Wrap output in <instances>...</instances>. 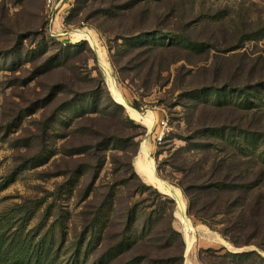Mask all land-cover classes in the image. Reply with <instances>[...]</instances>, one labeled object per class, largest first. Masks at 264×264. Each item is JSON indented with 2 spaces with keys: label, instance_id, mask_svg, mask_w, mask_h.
Listing matches in <instances>:
<instances>
[{
  "label": "rangeland",
  "instance_id": "rangeland-1",
  "mask_svg": "<svg viewBox=\"0 0 264 264\" xmlns=\"http://www.w3.org/2000/svg\"><path fill=\"white\" fill-rule=\"evenodd\" d=\"M126 1L129 0H77L65 24L58 28L50 24L45 0H0V264H11L13 255L35 251L39 241L50 247L48 264H120L121 252L110 253L108 246L119 240L121 228L114 225L119 223L116 210L128 205L138 221L140 215L142 218L157 211L152 206L157 198L150 192L135 194V184L128 172L142 143L149 150L155 176L173 185L181 175L169 164L184 147L185 120L193 112L187 93L211 84L213 78L218 86L225 81H243L248 77L244 70L248 59L258 65V71L263 65L264 0H223L201 10L195 7V16H205L197 25L195 37L203 28L202 33L218 38L221 50L236 45L231 35L235 29L261 32L236 51L217 54L213 67L219 69L218 73L204 70L195 73L191 65L200 67L205 55L191 54L188 58L186 52H178L175 58L185 57L187 62L170 65L169 54L163 49L142 54L146 47L140 46L129 52L132 46L124 39L132 36L122 33L140 27L145 31L156 29L167 13L158 11L157 20L152 14L156 10L154 0H148L151 4L142 2L129 11L115 10L117 18L105 20L110 14L100 12L102 9ZM145 11L149 12L141 18ZM208 14L215 18L206 17ZM207 22L212 27H204ZM94 26L107 33L101 34ZM76 30H89L94 43L77 39ZM81 42H86V46H75ZM160 42L169 43L170 39L165 36ZM98 50L105 54L122 102L113 97ZM125 50L128 52L122 57L120 53ZM147 58L149 61L143 66ZM96 70L102 72L109 96L92 103V96L81 99L79 93L95 86ZM212 98L209 96L207 101ZM111 102L122 106L124 112L111 106ZM134 102L137 105L133 106ZM196 102L201 107L203 101L198 98ZM232 102L244 105L238 96ZM70 106L73 108H65ZM61 107L65 109L60 111ZM261 108L264 110V103ZM129 110L141 115L151 113L152 127L133 120ZM107 113L111 116H106ZM161 119L168 121L171 132L163 143L157 144L154 124ZM227 119L232 124L244 123L237 115ZM212 137L210 134L216 145L228 143L240 149L235 145L240 143L246 155L264 159V140L260 138L246 142L240 136L235 143L228 135ZM109 193L119 205L107 218L109 222L105 215L101 217L95 235L90 236L88 231L101 202L110 201ZM167 197L174 201L175 213L177 202ZM182 198L185 203L183 194ZM185 211L187 214V207ZM104 222L109 225L107 231L100 230ZM179 222L175 218L173 227L182 232ZM196 236L191 251H184L183 264H202L197 251L203 248L202 251L221 253L254 250L213 243L203 246L199 231ZM132 254V250L125 253L127 261ZM201 258L204 262L213 260L206 253Z\"/></svg>",
  "mask_w": 264,
  "mask_h": 264
},
{
  "label": "trees",
  "instance_id": "trees-1",
  "mask_svg": "<svg viewBox=\"0 0 264 264\" xmlns=\"http://www.w3.org/2000/svg\"><path fill=\"white\" fill-rule=\"evenodd\" d=\"M222 1L154 0L152 3L156 10L153 9V16L155 17L158 11H166V19L157 25L156 29L145 31L140 27L139 30L122 33V36H132L130 39H124V41L129 40L132 46L128 51L137 50L140 46L146 47L142 54L150 53L154 49H163L169 54L170 65L187 60L185 57L176 59L174 54L178 52H186L188 58L191 54L205 55L206 58L200 67L196 64L191 65L195 73L201 70L218 73L219 69L213 67V59L217 54L236 51L250 38L261 33L248 30L238 32L235 29L231 35L236 45L231 48L225 47L222 50L221 44L217 41L218 38L212 34L202 33L203 28H201V34L195 37L197 25L203 22L202 18L205 17L201 14L195 16V7L201 10L205 5L212 2L220 4ZM142 2L151 4L147 3L148 0H129L120 3L117 7L102 9L100 12H109L108 15H110L105 20H111L118 16L115 10L129 11ZM147 12L149 11L142 12L141 18ZM209 16V14L206 15V17ZM156 18L160 19L158 15ZM209 18L215 17L210 16ZM203 26L212 27L210 22ZM94 27L101 34L107 33L100 27ZM165 36L169 37V43L160 42ZM118 40L122 39L118 37ZM82 45L86 46V42L75 46ZM128 51L125 50L120 54L123 57ZM148 61V58L145 59L142 65L144 66ZM248 61L244 69L247 70L248 77L243 81L235 83L225 81L218 86L213 78L211 84H205L206 86L187 93V98L190 102L192 101L189 108L193 111L185 120L187 136L182 139L184 147L180 148L169 164L181 175V178L173 182V185L179 188L186 198L187 215L190 218L218 233L236 249L254 248V250L237 253L202 251L199 254V261L202 264H264V159L260 156L246 155L240 143L235 144L240 148L236 149L234 144L233 147H230L228 143L219 146L209 138L211 134L213 139L228 135V138L234 140L235 143L237 139L240 140V136L246 142L259 138L264 140V110L261 108L264 103V61L259 71L257 70L258 65L253 60L248 59ZM153 66L154 64H151L150 69ZM121 69L123 71V68ZM93 81L95 86L89 91H81L79 98L92 96L91 101L94 103L102 96H109L100 70H96ZM209 96H213L211 102L207 101ZM237 96L240 102H244V105L232 102ZM198 98L203 101L201 107L196 102ZM111 104L121 113L124 112L122 106L112 102ZM135 105H137L136 102L133 106ZM65 108L71 109L73 106ZM65 108L61 107L59 110L62 111ZM233 115L239 116L244 123L232 124L227 117ZM106 116L111 115L107 113ZM131 124L134 125L132 121ZM139 136H142V133ZM132 156L134 157L135 154ZM128 172L130 180H133V185L135 184V194L143 195L150 192L157 198L155 205H152L157 211H152L142 218L140 215L138 221L135 211H132L128 205L116 210V214L119 213V223H114V225L121 228V231L117 236L119 240L116 239L112 244H108L110 253L121 252L120 264H183L185 245L181 233L173 227L174 201L142 182L134 170L133 163L129 164ZM112 195L109 193V202H101L95 222L93 220L94 223L88 231L90 236L95 235L97 227L100 226L101 217L105 215L109 222L107 218L119 205ZM106 198L109 199L108 196ZM125 215L126 220L120 223ZM105 224L106 222L100 230L109 229V225ZM130 250L133 251V257L127 261L125 253ZM203 253L208 254L213 260L204 262L201 258ZM50 256V247L46 246L45 241H39L35 251H28L25 255H13L14 259L11 264H48Z\"/></svg>",
  "mask_w": 264,
  "mask_h": 264
},
{
  "label": "bare ground",
  "instance_id": "bare-ground-1",
  "mask_svg": "<svg viewBox=\"0 0 264 264\" xmlns=\"http://www.w3.org/2000/svg\"><path fill=\"white\" fill-rule=\"evenodd\" d=\"M75 37L77 39H88L89 42H91L92 44L94 43V39H93L92 35H90L86 31L76 33ZM97 54H98V57H100L102 59L101 65H102V67H103V69L107 75V80H108V83L110 85V90L113 94V97L115 98V100L117 102L118 101L122 102L123 98L121 96V93L118 91V89L114 85V82L111 78L109 64L105 59V54L103 52H101L100 50L97 51ZM121 102H120V104H121ZM128 113L133 120L146 125L148 128L152 127L154 119H153V115L151 113H147L146 115H141V114L136 113L133 110H129ZM149 155H150L149 150H148L146 144L142 143L140 151H139V156L134 161L135 168H136L137 172L146 181L152 183L159 190V192L161 191L162 193L169 195L171 198H173L177 202V207H178V210H177L178 211V213H177L178 218L177 219H178V221L181 222V225L184 228V231L186 233L185 234L186 235V242H185L186 243V251H189L192 247V243H193L194 239L192 240V238H188L187 233L193 232L194 229H193L189 219L185 215V213H186L185 212V206H184V202L182 200V196L180 194V191L177 189V187L175 188V187H173V185L171 186L168 184V182L166 183L165 181H162L158 177L155 176L154 164H153L151 158L149 157ZM206 232H208V231L206 230ZM211 234H213V233H211ZM213 237H215V236H213Z\"/></svg>",
  "mask_w": 264,
  "mask_h": 264
},
{
  "label": "built area",
  "instance_id": "built-area-1",
  "mask_svg": "<svg viewBox=\"0 0 264 264\" xmlns=\"http://www.w3.org/2000/svg\"><path fill=\"white\" fill-rule=\"evenodd\" d=\"M76 3L77 0H45V9H46V13L49 16L50 24L53 23L54 27L58 25V28L60 27V25L65 24V22L67 21L70 15V11L72 10V8L75 7ZM76 31L77 33L82 32L79 30ZM84 31L90 34L88 30H83V32ZM155 127L157 128V132L155 134V142L157 144H161L169 136L171 132V128L168 125V121L164 119H161L159 122H157L155 124Z\"/></svg>",
  "mask_w": 264,
  "mask_h": 264
},
{
  "label": "crops",
  "instance_id": "crops-1",
  "mask_svg": "<svg viewBox=\"0 0 264 264\" xmlns=\"http://www.w3.org/2000/svg\"><path fill=\"white\" fill-rule=\"evenodd\" d=\"M90 35H91V33H90ZM93 37V36H92ZM93 39H94V37H93ZM84 40H86V39H84ZM155 121H156V119H155ZM155 125V124H154ZM133 167H134V170H135V172L137 173V175L143 180V182L145 183V184H147V185H149V186H152L153 184L152 183H150V182H148V181H146L138 172H137V170H136V168H135V165H134V163H133ZM161 180V179H160ZM170 185V184H169ZM172 186V185H171ZM152 187H154L155 189H157L154 185L152 186ZM174 187V186H173ZM178 189V188H177ZM158 190V189H157ZM179 191H180V189H178ZM159 191V190H158ZM160 193L161 194H163V195H166V196H169V195H167V194H165V193H162L161 191H160ZM180 194H181V196H182V192L180 191ZM182 200H183V198H182ZM184 206H185V210H186V207H187V200H185V203H184ZM178 208V207H177ZM186 212V211H185ZM177 213H178V211L176 210L175 211V213H174V219L176 218H178L177 217ZM185 215H186V217L189 219V221H190V223H191V225H192V227H193V232H189V233H187L188 234V238H192V240H193V243H192V247H191V249L193 248V246H194V244L196 243V241H197V236H196V233H197V231H199L200 232V239H201V243L203 244V246H206L207 244H218L219 246H224V247H226L227 245H231L227 240H225L223 237H221L219 234H216V233H214L213 231H211L208 227H206L205 225H203V224H201L200 222H198L197 220H194V219H190L188 216H187V214L185 213ZM178 220V219H177ZM174 224V223H173ZM179 224H180V222H179ZM181 225V224H180ZM182 227V226H181ZM199 227V228H198ZM175 229L178 231V232H180L181 233V235H183V233H184V235L186 234L185 233V231H184V228L182 227V232L179 230V229H177L176 227H175ZM197 229V230H196ZM206 230L208 231V232H206ZM213 233V234H211V233ZM216 234V235H215ZM213 236H215V237H213ZM217 236V237H216ZM220 237V238H219ZM183 240H184V245H185V249H186V235H185V237L183 236ZM213 238V239H212ZM224 247H220L221 249H225ZM219 248V249H220ZM191 249L189 250V251H191ZM204 249V248H203ZM203 249H199L198 251H197V258H198V255H199V252L200 251H202ZM189 251H186V252H189ZM227 252H230V251H227Z\"/></svg>",
  "mask_w": 264,
  "mask_h": 264
}]
</instances>
